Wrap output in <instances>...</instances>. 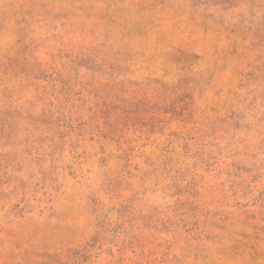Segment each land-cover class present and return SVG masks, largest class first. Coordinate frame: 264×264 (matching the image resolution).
<instances>
[{
  "label": "rangeland",
  "instance_id": "obj_1",
  "mask_svg": "<svg viewBox=\"0 0 264 264\" xmlns=\"http://www.w3.org/2000/svg\"><path fill=\"white\" fill-rule=\"evenodd\" d=\"M0 264H264V0H0Z\"/></svg>",
  "mask_w": 264,
  "mask_h": 264
}]
</instances>
